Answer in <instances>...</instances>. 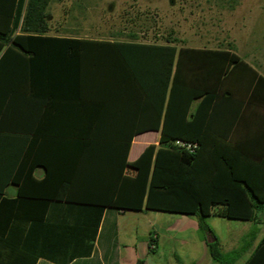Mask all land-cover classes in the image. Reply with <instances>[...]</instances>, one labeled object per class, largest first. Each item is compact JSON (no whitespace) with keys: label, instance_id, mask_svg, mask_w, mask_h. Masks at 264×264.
Masks as SVG:
<instances>
[{"label":"crops","instance_id":"crops-1","mask_svg":"<svg viewBox=\"0 0 264 264\" xmlns=\"http://www.w3.org/2000/svg\"><path fill=\"white\" fill-rule=\"evenodd\" d=\"M85 1L53 0L50 30L41 36L104 40L81 25ZM189 48L194 89L202 92L193 103L203 139L197 166L206 181L251 184L252 192H231L239 197L264 198V82L257 79H264V0H194ZM213 51L234 54L242 64L219 74ZM85 53L45 57L31 74L30 100L20 102L19 127L3 133L0 264H248L254 252V264H264V208L255 222L208 219L222 263L211 258L195 216L104 209L93 233L85 208L71 200L88 197L87 181L133 176L129 165L147 147H158L161 128L150 96L138 94L133 77L107 70L115 65H103L96 48ZM85 151H99L98 159L81 156ZM220 225L235 233L222 240L214 228Z\"/></svg>","mask_w":264,"mask_h":264},{"label":"trees","instance_id":"trees-1","mask_svg":"<svg viewBox=\"0 0 264 264\" xmlns=\"http://www.w3.org/2000/svg\"><path fill=\"white\" fill-rule=\"evenodd\" d=\"M52 1L0 0V142L6 135L3 133L14 132L19 127L20 102L30 100L31 74L40 63L47 62L45 57L73 54L82 49L90 55L91 48H96L102 55L103 65H115L107 70L133 77L138 94L150 96L155 128L160 126L161 135L158 147H147L129 165L134 170L133 176L127 177L121 172L113 175L115 180L103 184L87 181L84 186L88 197L72 199L73 205L85 208V222L92 225L93 233L104 209H144L195 216L200 238L206 242L211 258L222 263L224 256L208 219L215 216L255 222L258 218L255 212L264 208V198L239 197L231 192H252L251 184L206 181L197 166L203 139L196 125L193 103L202 92L194 89V49L178 48L177 41L169 37L164 38V43L141 42L134 33H118L116 36L122 39L97 41L42 37L50 30L48 7ZM209 53L216 58L215 70L219 74L233 64H242L234 54ZM257 79L264 82L259 76ZM142 107L145 110V105ZM175 140L196 143L198 149L190 153L177 148L173 145ZM97 153L85 151L81 156L88 154V159H98ZM255 234L254 229L247 237L253 238ZM151 243L156 247L150 236L148 247L153 252L155 247L150 249ZM259 247L264 249V239ZM256 254H252L248 264H254Z\"/></svg>","mask_w":264,"mask_h":264},{"label":"rangeland","instance_id":"rangeland-1","mask_svg":"<svg viewBox=\"0 0 264 264\" xmlns=\"http://www.w3.org/2000/svg\"><path fill=\"white\" fill-rule=\"evenodd\" d=\"M85 6L81 25L86 30L99 32L104 39H117L118 33H134L141 42L164 43V38L169 37L175 39L177 45L194 47V0H88ZM58 18L62 16H56L51 24L57 26ZM214 228L222 240L235 233L224 225ZM190 234V230H186L185 235Z\"/></svg>","mask_w":264,"mask_h":264},{"label":"built area","instance_id":"built-area-1","mask_svg":"<svg viewBox=\"0 0 264 264\" xmlns=\"http://www.w3.org/2000/svg\"><path fill=\"white\" fill-rule=\"evenodd\" d=\"M173 145L177 148L184 149L190 153L195 152L198 149V145L196 143H190V142H185L182 140H175L173 142ZM154 240V238H152ZM154 244H150V249H154Z\"/></svg>","mask_w":264,"mask_h":264}]
</instances>
